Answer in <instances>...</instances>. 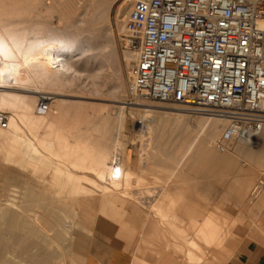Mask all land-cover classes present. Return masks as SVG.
<instances>
[{
    "label": "rangeland",
    "instance_id": "rangeland-1",
    "mask_svg": "<svg viewBox=\"0 0 264 264\" xmlns=\"http://www.w3.org/2000/svg\"><path fill=\"white\" fill-rule=\"evenodd\" d=\"M90 1L0 0V39L8 43L16 53L18 52L17 54H21V59L28 62L26 65L30 81L24 84L22 82L21 85H23H19V90H26V93L37 92L34 94L35 98L32 97L35 101H33L35 115L50 117V112L56 114L58 112L56 103L54 106L52 103L58 99L65 100L64 104L76 102L75 104H80L79 108L82 104L81 109L75 108V111L71 109L72 105L66 104L65 107H70L68 110L71 109V112L65 114L60 123L62 125L64 123L69 133L75 132L74 135H81L80 140L83 142L79 141V145L85 146L94 153L99 149V144L108 139L110 159L120 155L125 168L126 159L130 157L128 165L136 169L139 175L148 176L146 186L157 188V190L163 187L170 193H180L185 203L195 208V218L202 221L207 215L212 214L223 217L226 220V226L231 230L229 235L232 234L237 244L241 241H252L260 244L264 249V188L260 193L253 194L255 187L264 179V169L257 173L253 181H246L244 171L254 165L257 158L256 151L240 150L236 142L227 155L230 156L232 164L218 165L220 167L217 166L213 172L208 165H202L200 151L198 152L197 148L189 150V145L197 134V129L193 128V125H200L206 119L205 117L211 116L193 113L191 111L194 109L186 105L148 101L135 98L131 94V69L136 57L129 48L128 29H130V11L135 0H107V7L103 10L88 7ZM94 1L96 3L97 0ZM92 16H94V23L86 24ZM54 55L66 58V64L71 67V71L67 73L61 67L58 68L61 64H65L64 61L57 67L54 60L47 58ZM44 97L48 99L50 112L39 115L37 108ZM147 110L150 111L145 112ZM184 110L186 112L184 115L173 114V112L180 113ZM1 112L6 113L11 119L12 114L9 111ZM146 115L152 118H145ZM65 116L67 119H64ZM219 124L221 128H214L215 139L211 140L209 145L212 151H214L212 146L214 141L226 127L225 122L220 121ZM21 129L26 138L32 139L25 127L22 126ZM209 132L204 138L211 134V131ZM14 136L8 137V141L7 138L3 142L0 141V227L2 230L6 228L5 220L10 209V211L22 212L20 207L23 208L26 204L24 194L26 192L23 189L31 184V181H70L65 174H59L56 171L57 164L74 171L69 165L56 160V157L53 159L50 149L54 144L51 141L42 142L40 139H33L37 150H41L39 151L41 160H44L40 162L41 171L38 172L39 168L34 171L29 166L30 152L25 144L21 145L18 137ZM12 140L18 142L17 149H20V152L16 149L18 155L14 151V153L9 152L11 151L9 147L11 149L13 144ZM260 145V143L254 145V148L257 150ZM55 161H57L56 164ZM51 162L52 166L51 164L49 166ZM64 168L63 170L66 169ZM42 173L47 174L46 177ZM89 175L92 177L91 174ZM84 185L87 188L92 186L88 181H85ZM47 187L45 185L44 189ZM92 194L93 196L88 197L89 201L101 196L102 193L94 191ZM126 195L120 196L148 207L159 219L157 211L154 208L150 209L151 204H155L159 199L152 195L154 199L147 195H130L129 197ZM45 197L47 195L40 204L30 205L29 213L24 214V217L32 216V218L25 217L28 222L32 219L31 227L36 229V226L40 225V229L37 230L43 238L37 235V237L32 236L33 239L29 235L31 239L28 237V231L26 235L25 229L21 228L23 239L16 248L33 244L36 246L33 252L42 251L43 254L53 255V264H86V251L83 246L86 238L89 237V232L83 227L81 218L85 205V201L83 204L84 196L71 194L60 185L54 189L53 196H48L49 201L48 198L46 201ZM146 198H151L153 201L151 200L149 204L141 201ZM56 203L57 206L54 205ZM49 204L53 205V208L50 205L52 210H48L52 215L50 217L52 224L55 223L51 225L53 230L51 227L46 228L43 221L40 224L36 220L37 217L41 219L44 216L43 213L46 212L43 211ZM179 215L185 221L190 217L184 212H179ZM53 216L56 218L53 219ZM55 225H57L56 228ZM172 242L174 244L176 241L172 238ZM174 251L179 258L183 257V249L175 248ZM16 253L15 249L6 258L14 263L29 264L25 260L16 259Z\"/></svg>",
    "mask_w": 264,
    "mask_h": 264
},
{
    "label": "built area",
    "instance_id": "built-area-1",
    "mask_svg": "<svg viewBox=\"0 0 264 264\" xmlns=\"http://www.w3.org/2000/svg\"><path fill=\"white\" fill-rule=\"evenodd\" d=\"M129 25L132 96L223 119L222 153L264 130V0H135Z\"/></svg>",
    "mask_w": 264,
    "mask_h": 264
},
{
    "label": "bare ground",
    "instance_id": "bare-ground-1",
    "mask_svg": "<svg viewBox=\"0 0 264 264\" xmlns=\"http://www.w3.org/2000/svg\"><path fill=\"white\" fill-rule=\"evenodd\" d=\"M89 4H90V6H88V7L92 8V9H99V10L102 9L103 10L107 7V0H97L96 3L94 0H91ZM93 18H94V16L90 17L86 21V24L94 23ZM87 42H88V40H87ZM17 53H16V51H14V49H12L10 47V45L8 43L6 44L4 40L0 39V112L1 111H9L12 114L11 119L9 118V122H8L7 126L6 125L0 126V141L3 142L6 138L8 141V137H11L13 135L18 137V140L21 143V145H22V143L25 144L26 149H28V151L30 152L31 158L29 160V166H31V169L33 168V170L38 169L39 167L42 168L41 163L44 160H41V157H40L41 152H39L41 150H39V151L37 150V148H36L37 145L35 146V144L33 143L32 140L33 139L34 140L40 139L42 142L51 141L54 144V146H52V148L50 149L51 155L54 156L53 159H55V157H56V160L58 159L60 162H63L65 164L69 165L74 171L72 172L69 170L70 168L67 169L65 167L66 168L65 169L64 167H61L62 166L61 164H60L61 166H58L59 164H57L56 171H58L59 174H61V173L65 174V176H67V178L70 181H31L32 183L28 184V186L23 189V191L26 192V193H24L26 195V198H25L26 204H25V206L23 205L24 206L23 208L20 207L22 212L18 213L15 210L10 211L11 210L10 209L8 211V214H7L6 220H5V226H6L5 230H2L0 227V264H19V262L14 263L11 260H8L6 258L7 255L10 254L15 249L17 251L16 259L19 258L21 260H25L29 264H53V255H51V254L46 255L45 253L43 254L42 251H39L38 253L33 252L34 249L36 248V246L33 244H30V245L28 244V246H24V247L19 246L20 247L19 249H17L16 247H17V245H19V242L23 239L22 235H21V230H20L21 228L25 229L26 235H27V231H28V237H30V236L31 237L32 236L37 237V235H40L38 233L40 231L37 230V229H40L39 228L40 225L38 224L39 227L36 226L37 227L36 229H35V227H31L32 226V224H31L32 219H30V221H29L30 224H29V222L27 221V219H25V217L26 218H28V217L32 218V216L31 217L30 216L24 217V214L29 213V206L30 205L40 204L41 202H43L42 200H43L45 195H47V197H45V199L48 198V201H49L50 197H48V196H50V195L53 196L54 195V189L57 188L58 186L61 185L64 190H66V191H68L71 194H74L76 196H84V195L92 194V192H94V191L95 192L99 191L100 193H102L104 195L127 194L128 197L130 195H137V193H138V195H147V197L150 196L151 198H153L152 196H154V198H157V199H159V197H161V195H164V193L166 192L165 191L166 189L161 187L162 189L160 188L159 190H157V188H150V187L146 186L145 184L146 183L148 184V176L144 175V174L139 175L138 173L133 172V170H131L127 165L124 168L123 167V160H122V157L120 155H117L114 158L111 157V159H110L109 152H108V148H109L110 144H109L108 139H107V141H102L99 144V149L94 153L91 152L90 150L86 149L85 146L82 147L81 145H79L78 142L82 141V140H80L81 135H78V134L74 135L75 132L73 134H71L72 132L69 133L68 129L64 126V123H63V125L60 123H61V120L65 114H70L71 109H74V111H75V108H76V110H80L82 107V104H81V107L79 108L78 105H80V104H75L76 102L74 103L75 106H73L74 104L66 103L70 106L72 105L71 109L68 110L70 107L69 108L65 107V105H66V104H64L65 100L63 101L62 99L61 100L58 99V100H56L57 102L55 101L52 103V106H54V104L56 103L57 110H58V112L56 114H53L55 112H50V107H49V112L51 115L50 117H46L47 115L45 117L35 115L36 112H34V109H33V101L34 100L32 99V97H34L35 96L34 94H37V92L32 91L31 93H33V94H31L29 92L26 93L27 92L26 90H19V87H20L19 85H21L22 82L24 84L25 82L30 81V75H29L28 66L26 65V63H28V62H25L24 59H21V57H20L21 54H17ZM41 54H43V53H41ZM49 56H51V55H49ZM49 56L47 58L51 61L54 60L55 61L54 63H57L56 64L57 67H58V64L60 65V63H62L64 61L63 63H65V64H61V66H59L58 68L61 67L67 73L71 71V67L66 64V61H65L66 58H64V59L59 58L57 55L56 56L54 55V57H49ZM60 83H61V81H60ZM20 92H23V93H20ZM60 96H62V95H60ZM62 97H65V96H62ZM45 99H47V98H45ZM77 103H79V102H77ZM76 105H77V107H76ZM77 108H79V109H77ZM83 110H85V108ZM51 111H52V107H51ZM121 111H123V110H121ZM148 111H150V110H147L145 112H148ZM49 112H47V113H49ZM78 112H80V111H78ZM117 112H118V110H117ZM191 112L197 113L193 110ZM185 113H186L185 110L181 111L180 113L179 112L178 113L173 112V114H176L179 116L184 115ZM73 116H75V115H73ZM120 116H121V114H120ZM209 116H211V115H209ZM150 117L152 118V116H148V115L145 116V118H148V119ZM182 118H181V120H182ZM205 118L206 119L204 120V122L200 123V125H195V124L193 125L192 124L193 128L197 129V134L193 137L191 144L189 143L190 144L189 150H191L192 148H195V149L197 148L198 152L200 151V154H202V155L199 154V157L201 156L202 165L203 164L206 166L208 165V167H210V169L213 172V169H216V167L218 165H223V166L225 165L226 166V165L231 163V161L229 159L230 156H227L229 152L222 153V152H219L215 148V142L217 139L214 141V143L212 145L214 148V151H212V149L209 148L210 147L209 145L211 144V140L215 139L214 138V135H215L214 134V132H215L214 128L215 129L221 128L222 123L219 124L220 121L225 122L226 126H227V122L224 121L223 119L217 117V116H211V117H205ZM64 119H67L66 116ZM176 120H178V119H176ZM174 122H177V121H174ZM178 123H179V121H178ZM65 124L67 125V123H65ZM179 125H180V123H179ZM22 126H23V128L24 127L26 128V130L28 131V133L32 139H28L24 136V133L21 129ZM69 127H71V126H69ZM208 129H210L209 131H211V134L207 138L206 137L204 138V136H206V134L209 132V131L207 132ZM175 131H176V129H175ZM187 132H188V130H187ZM183 135H185V134H183ZM108 136H105V137L108 138ZM104 139H106V138H104ZM260 141H262V143ZM2 142H1V145L3 144ZM82 142H80V144H82ZM5 143H7V142H5ZM12 143H11L12 146L9 144L11 146V149L9 147V150H11L9 152L14 151L15 154H16L17 150H18V152H20L19 151L20 149H17L18 148V142L13 141ZM198 143H199V145H198ZM259 143L261 145L259 146V149L256 150L254 148V145H259ZM263 143H264V130L256 138L242 139V140H239L237 143L240 150L253 149L257 153L256 154L257 158H256L254 165L249 166L247 170L244 169V171L246 172L245 173L246 174V181H253V179H255V176L257 175V173L261 172L264 169V146H263ZM7 145H5V146L7 147ZM19 147H20V144H19ZM43 151H45V150H43ZM18 154L19 153H17L16 155H18ZM16 155H15V157H16ZM56 162L57 161H55V164H56ZM50 164L52 166V162L49 163V166H50ZM43 165L45 166V163H43ZM46 166H47V164H46ZM229 166H232V165H229ZM218 167H220V166H218ZM53 168H55V167H53ZM63 168L65 170H63ZM204 168H207V167H204ZM40 171L41 170L39 168L38 172H40ZM43 171L44 170H42V172ZM42 174L45 175V173H42ZM42 174L40 175V177L42 176ZM88 174H91L92 177H90V175L88 176ZM46 175H45V177H46ZM55 176H57V175H55ZM60 177H62V176L60 175ZM157 177H159V176H157ZM57 179H60V178H57ZM85 181H88L89 183H91L92 186H90L89 188L85 187L86 186V185H84ZM45 185L48 186L46 189H44ZM48 194H50V195H48ZM172 196H173V194H172ZM134 197L136 198V196H134ZM46 201H47V199H46ZM51 201H50V203H51ZM138 202H140V200ZM50 205H52V204H49L48 207L46 206V209H44L43 212H46V213H43L44 216H42L41 219L39 217L36 218V220L38 222H40V224H41V221H43L46 228L48 227V229L51 227V225L53 226L55 224V223L52 224V219H50V217L52 215L48 210L53 208V205H52V207ZM54 205L57 206V203ZM171 205H173V203H171ZM152 208H154L157 211V214L159 216L163 217L164 222H166L167 224L169 223V220H170L169 215H168L167 211L166 212L164 211L163 207L151 204L150 209H152ZM26 212H28V213H26ZM67 214H68V212H67ZM55 218L56 217L53 216V219H55ZM225 221L226 220L223 217L209 216L208 215L204 219L202 224L199 223L200 226L197 228V231L195 230V233L192 236L193 238L192 239L189 238L190 240H187L186 237H183L184 235L180 236L179 234H177L175 232L177 234V237H175V238H177V240H182L184 243L183 246H182V242L180 243L181 245L179 244L181 246V247L179 246L180 249H183V251H184L183 254L185 257V259H184L185 261H183V262H186V264H201V263H203L208 258L207 253H209V248L212 247L213 245H216V244L220 245L223 242V240L226 238V236L231 232V230L226 226ZM178 222H175L176 225H178L177 224ZM34 223H36V222H34ZM173 224H174V222H173ZM185 225H187V224H185ZM56 226L57 225H55V228H56ZM193 227H191V228H193ZM183 228H184V226H183ZM51 229H52V227H51ZM175 229H177V228H175ZM43 231H45L44 228H43ZM178 233H179V231H178ZM44 236H45V234H44ZM34 237H32V238L34 239ZM39 237L43 238V236H41V235ZM42 238H40V240H42ZM43 240H45V239H43ZM26 241H28V240H26ZM38 242H40V241H38ZM51 242H52V240H51ZM34 243H35V241H34ZM177 244H178V242H177ZM184 246H185V248H184Z\"/></svg>",
    "mask_w": 264,
    "mask_h": 264
},
{
    "label": "crops",
    "instance_id": "crops-1",
    "mask_svg": "<svg viewBox=\"0 0 264 264\" xmlns=\"http://www.w3.org/2000/svg\"><path fill=\"white\" fill-rule=\"evenodd\" d=\"M129 159L130 157H127L126 165L133 172L139 173L128 165ZM165 191L154 205L167 211L170 224L164 222L161 216L157 219L148 207L118 194H100L101 196L90 201L88 197L93 194L84 195L85 205L81 218L83 227L89 232L83 246L86 251V264H186L183 262L184 254L182 253L183 257L179 258L174 251L175 247L176 249L181 247V242L182 246L184 244L175 237L179 234L184 235L187 240L192 239L195 230L197 231L200 226L199 223L202 224L204 220L195 218V208L188 206L180 193ZM151 200L153 201L151 198L141 199L148 204ZM179 212L188 214L189 219L187 221L182 219ZM175 222H178V225ZM229 234L220 245L216 244L209 248L207 253L209 259L201 264H264V249L260 244L252 241H241L237 244L232 234ZM172 238L176 241L174 245Z\"/></svg>",
    "mask_w": 264,
    "mask_h": 264
}]
</instances>
